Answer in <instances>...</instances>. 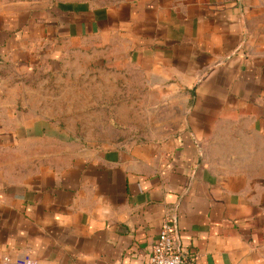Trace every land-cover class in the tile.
Here are the masks:
<instances>
[{"label":"crops","instance_id":"0c3cea01","mask_svg":"<svg viewBox=\"0 0 264 264\" xmlns=\"http://www.w3.org/2000/svg\"><path fill=\"white\" fill-rule=\"evenodd\" d=\"M92 43L141 117L72 152L6 75ZM0 74V264H143L166 219L187 264H264V0H0Z\"/></svg>","mask_w":264,"mask_h":264},{"label":"rangeland","instance_id":"374dc122","mask_svg":"<svg viewBox=\"0 0 264 264\" xmlns=\"http://www.w3.org/2000/svg\"><path fill=\"white\" fill-rule=\"evenodd\" d=\"M97 53L93 43L85 44L64 49L55 59L46 57L33 65L7 70L13 88L35 93L25 96L27 107L36 105L40 108L39 117L52 120L53 126L59 123L67 128L68 149L72 152L93 148L96 140L112 138L115 131L118 136L128 133L121 125L110 128L109 121H119L115 120L116 114L123 111L125 104L136 103L138 120L141 117L140 98L130 96L131 90L136 93L141 89L140 81L132 80L131 71L124 67L99 65ZM135 132L141 137L149 134Z\"/></svg>","mask_w":264,"mask_h":264},{"label":"built area","instance_id":"2783aa9c","mask_svg":"<svg viewBox=\"0 0 264 264\" xmlns=\"http://www.w3.org/2000/svg\"><path fill=\"white\" fill-rule=\"evenodd\" d=\"M185 258V251L176 234L175 223L169 219L164 220L148 259L143 264H187ZM1 264H36V262L29 257L15 261L4 257Z\"/></svg>","mask_w":264,"mask_h":264}]
</instances>
